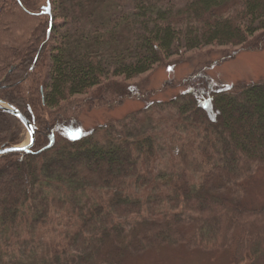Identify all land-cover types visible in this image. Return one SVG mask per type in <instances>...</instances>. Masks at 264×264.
Instances as JSON below:
<instances>
[{"label":"trees","instance_id":"16d2710c","mask_svg":"<svg viewBox=\"0 0 264 264\" xmlns=\"http://www.w3.org/2000/svg\"><path fill=\"white\" fill-rule=\"evenodd\" d=\"M50 5L49 17L37 0H0V100L35 133L30 151L0 156V241L18 249L49 235L50 264H120L162 245L225 252L231 264L264 262V205L217 193L221 183L240 187L264 170V80L217 89L201 69L160 104L170 129L164 149L194 155L203 166L197 175L162 166L149 129L124 123L114 133L65 134L81 128L83 107L146 98L126 80L173 55L260 47L264 0ZM24 131L0 109V147L17 145ZM9 253L0 251V264L26 261Z\"/></svg>","mask_w":264,"mask_h":264},{"label":"rangeland","instance_id":"374dc122","mask_svg":"<svg viewBox=\"0 0 264 264\" xmlns=\"http://www.w3.org/2000/svg\"><path fill=\"white\" fill-rule=\"evenodd\" d=\"M47 2L50 9L52 6L50 0H37V5L41 13L50 17L51 9L49 14L43 12ZM201 69L210 77L213 87L217 89L237 83L250 84L264 80V44L255 49L238 51L232 46L207 45L173 55L149 71L126 80V82L136 83L138 87L148 92L146 98H125L118 104H110L107 100H101L88 107H83L77 114L81 128L78 130L67 129L65 134L74 137L80 131L88 130L98 131L100 134L114 133L116 130L122 129L124 123H126L125 130L130 128L135 129L134 131L149 129L159 137L158 146L162 166L173 164L176 167L177 175L182 171V168L191 175H197L202 171L203 166L195 160L194 155L191 153L183 155V151L180 149L174 150L170 155L164 149L165 141L168 140L167 133L170 132L169 127L165 126L169 118L163 117L158 109H160L161 103L177 96L182 91L183 86L180 85V82L183 79ZM117 79L122 80V78ZM24 129L18 144H25L29 140V133L25 127ZM238 186L239 184L224 185L221 183L220 186H217V193L219 196H232L235 200L245 204L264 205L263 169H259L252 177L243 181L240 187ZM134 220L138 221V219ZM132 221H130L132 225L137 223V221ZM45 235L37 242L24 243L18 249H13L14 243L4 237L1 239L2 242L0 241V251L1 253L6 250L10 252L7 257L10 254L23 260L26 257L24 264H50L47 253L50 248L47 243L49 235ZM229 259V254L225 252L182 245H162L143 250L139 255L128 257L120 264H231ZM258 264H264V262Z\"/></svg>","mask_w":264,"mask_h":264},{"label":"water","instance_id":"95a60500","mask_svg":"<svg viewBox=\"0 0 264 264\" xmlns=\"http://www.w3.org/2000/svg\"><path fill=\"white\" fill-rule=\"evenodd\" d=\"M45 11L49 14V4L47 2V6L44 8ZM0 109L4 110L5 112L15 116L19 121L22 123V125L27 129L29 133V140L25 144H17V145H9V146H3L0 147V156L9 152H15V151H24L28 152L30 151L35 138L34 128L29 119H27L21 111H19L17 108L9 105L8 103L0 100Z\"/></svg>","mask_w":264,"mask_h":264}]
</instances>
